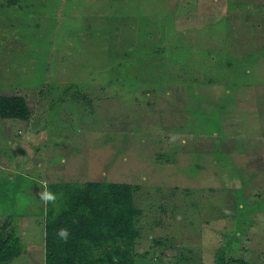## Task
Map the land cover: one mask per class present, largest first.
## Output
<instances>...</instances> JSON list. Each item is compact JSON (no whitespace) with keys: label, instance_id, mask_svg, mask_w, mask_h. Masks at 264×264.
<instances>
[{"label":"rangeland","instance_id":"1","mask_svg":"<svg viewBox=\"0 0 264 264\" xmlns=\"http://www.w3.org/2000/svg\"><path fill=\"white\" fill-rule=\"evenodd\" d=\"M10 93L0 227L26 246L0 264H45L40 194L89 179L137 184V264H264V0H0Z\"/></svg>","mask_w":264,"mask_h":264},{"label":"trees","instance_id":"2","mask_svg":"<svg viewBox=\"0 0 264 264\" xmlns=\"http://www.w3.org/2000/svg\"><path fill=\"white\" fill-rule=\"evenodd\" d=\"M30 112L23 94H0L2 117L27 118ZM136 189L129 181L100 179L47 184L46 190L57 199L55 204L44 203L45 264H137L136 223L142 211L134 203ZM60 228L69 229L67 242L56 236ZM9 235L18 247L0 243L3 263L21 250L15 233ZM9 235L0 230V241Z\"/></svg>","mask_w":264,"mask_h":264},{"label":"crops","instance_id":"3","mask_svg":"<svg viewBox=\"0 0 264 264\" xmlns=\"http://www.w3.org/2000/svg\"><path fill=\"white\" fill-rule=\"evenodd\" d=\"M10 94H12V93H10ZM25 96V95H24ZM26 97V96H25ZM8 222L9 221H6V223H3V225H1L2 227H0V230H3V232L5 233V235H9V234H11V233H16L17 234V232L18 231H15V229H13V230H10V229H8L9 227H10V225L8 224ZM25 231V230H24ZM16 236V235H15ZM11 237V235H9V236H6L5 237V239H3V240H1L0 241V243L2 244V246L3 247H6V245H7V243H9L11 240H13V238H10ZM18 240H19V242L18 243H20L21 244V246H20V248H21V250L19 251V253H18V255H14L12 258H11V261L12 260H14V259H16V258H18V256L19 255H21L22 253H23V251H24V249H25V246L26 245H24V243H23V240H22V236L21 235H18ZM10 239V240H9ZM9 240V241H8ZM43 244H44V246H45V237H44V240H43ZM47 250V249H46Z\"/></svg>","mask_w":264,"mask_h":264},{"label":"clouds","instance_id":"4","mask_svg":"<svg viewBox=\"0 0 264 264\" xmlns=\"http://www.w3.org/2000/svg\"><path fill=\"white\" fill-rule=\"evenodd\" d=\"M41 199L45 202V203H53L55 204V201L57 199L56 194L48 191V190H44L41 194H40ZM56 236L61 239L64 242H67L70 236V232L69 229L67 228H60L57 230L56 232Z\"/></svg>","mask_w":264,"mask_h":264}]
</instances>
